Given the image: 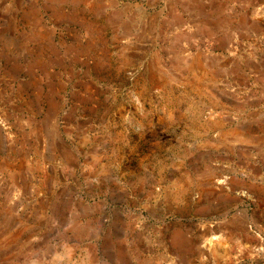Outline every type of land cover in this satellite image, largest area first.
Returning <instances> with one entry per match:
<instances>
[{
  "label": "rangeland",
  "instance_id": "374dc122",
  "mask_svg": "<svg viewBox=\"0 0 264 264\" xmlns=\"http://www.w3.org/2000/svg\"><path fill=\"white\" fill-rule=\"evenodd\" d=\"M0 264H264V0H0Z\"/></svg>",
  "mask_w": 264,
  "mask_h": 264
},
{
  "label": "bare ground",
  "instance_id": "6f19581e",
  "mask_svg": "<svg viewBox=\"0 0 264 264\" xmlns=\"http://www.w3.org/2000/svg\"><path fill=\"white\" fill-rule=\"evenodd\" d=\"M221 181V180H220Z\"/></svg>",
  "mask_w": 264,
  "mask_h": 264
}]
</instances>
